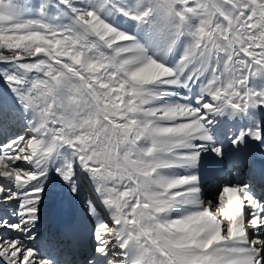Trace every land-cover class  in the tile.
<instances>
[{"label": "snow or ice", "instance_id": "snow-or-ice-1", "mask_svg": "<svg viewBox=\"0 0 264 264\" xmlns=\"http://www.w3.org/2000/svg\"><path fill=\"white\" fill-rule=\"evenodd\" d=\"M0 264H264V0H0Z\"/></svg>", "mask_w": 264, "mask_h": 264}, {"label": "rangeland", "instance_id": "rangeland-1", "mask_svg": "<svg viewBox=\"0 0 264 264\" xmlns=\"http://www.w3.org/2000/svg\"><path fill=\"white\" fill-rule=\"evenodd\" d=\"M168 62L169 63L174 62L173 58L169 57V61ZM176 91H178L180 93H183V94H186V93H184V90L183 89H177ZM195 91H197V89L194 88L193 89V92H195ZM169 99L172 102H176L178 100V99H174V97H171ZM19 131H22V128H16V129H14L11 134H16V132H19ZM227 176H228V178L230 180L233 179V176L231 175L230 169H228L227 172L222 171L221 174L218 176V178H216L215 180L211 181V182H213V185H210L211 182L207 183L208 181L207 182H203L202 183L203 184V194H204V191L207 192V194H204V198L205 199H210L211 196H212V194L217 191V186L220 183L224 182V178L227 177ZM206 188H207V190H206ZM87 195H88V188L85 185L84 188H83V190H82V192H81V196H80V199L79 200L73 201L66 194H64L62 198L64 199V201L66 203V206H70V207L76 209L80 214H83V211L84 210L82 208V202L87 197ZM45 212H46V216H47L48 210L46 209ZM47 226L48 225H47V222H46L45 225H44V227H47Z\"/></svg>", "mask_w": 264, "mask_h": 264}, {"label": "bare ground", "instance_id": "bare-ground-1", "mask_svg": "<svg viewBox=\"0 0 264 264\" xmlns=\"http://www.w3.org/2000/svg\"><path fill=\"white\" fill-rule=\"evenodd\" d=\"M174 99H178V97H174ZM199 171H200V174H201L202 183L203 182H207V181H208L207 183H209V182L215 180L216 178H218V176L221 174L222 171L227 172L228 169H225V170H222V171H214L208 165H205ZM187 174H189V171H187V170H185L183 168H173V169H169V170L165 171V175H167L169 177L183 176V175H187ZM226 179H227L226 181H230V179L228 180V176L226 177ZM211 183H210V185H213V182H211ZM204 194H207V192H204ZM173 215H176V213L174 212Z\"/></svg>", "mask_w": 264, "mask_h": 264}]
</instances>
